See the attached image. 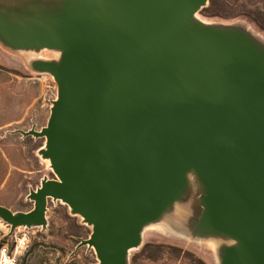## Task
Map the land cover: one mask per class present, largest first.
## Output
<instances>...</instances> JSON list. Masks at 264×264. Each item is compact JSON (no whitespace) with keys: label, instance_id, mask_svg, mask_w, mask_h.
<instances>
[{"label":"water","instance_id":"1","mask_svg":"<svg viewBox=\"0 0 264 264\" xmlns=\"http://www.w3.org/2000/svg\"><path fill=\"white\" fill-rule=\"evenodd\" d=\"M0 7V42L59 50L31 67L56 95L38 148L54 177L32 206L0 204L9 232L46 224L48 198L90 225L75 248L127 264L142 227L202 186L193 234H222L219 264H264V45L246 29L207 24V0H27Z\"/></svg>","mask_w":264,"mask_h":264},{"label":"rangeland","instance_id":"2","mask_svg":"<svg viewBox=\"0 0 264 264\" xmlns=\"http://www.w3.org/2000/svg\"><path fill=\"white\" fill-rule=\"evenodd\" d=\"M238 1L233 5L215 0V14L206 15L198 9L194 16L207 24L243 27L264 45V30L244 12L249 5ZM28 2L0 0V7H20ZM258 15L264 21V12ZM58 56L57 49L11 48L0 42V204L13 212L28 210L32 206L28 190L35 188L43 176L54 177L48 159L38 152L43 137L13 130L39 129L45 124L56 83L48 72L33 69L31 62L56 60ZM201 191L200 182L189 171L184 194L142 227L139 244L127 252V264H195V260L219 264V248L233 240L222 234H193ZM45 219L44 227L17 225L10 232L8 224L0 219V242L10 245L14 237L23 233L27 237L16 264H96L92 248H75L79 238L90 232V225L78 214L71 213L64 202L48 198Z\"/></svg>","mask_w":264,"mask_h":264},{"label":"trees","instance_id":"3","mask_svg":"<svg viewBox=\"0 0 264 264\" xmlns=\"http://www.w3.org/2000/svg\"><path fill=\"white\" fill-rule=\"evenodd\" d=\"M244 1L246 4L249 5V7L244 10V12L249 16L250 20L255 24L257 28L264 30V23H263L264 21L259 19L258 17L259 16L258 13L264 12V0H244ZM223 2L237 5L239 1L222 0L221 3L223 4ZM214 3L215 0H207V2L199 8V11L206 15L215 14V11H213ZM195 264H205V263L201 260H195Z\"/></svg>","mask_w":264,"mask_h":264},{"label":"built area","instance_id":"4","mask_svg":"<svg viewBox=\"0 0 264 264\" xmlns=\"http://www.w3.org/2000/svg\"><path fill=\"white\" fill-rule=\"evenodd\" d=\"M25 233L13 238V243L0 242V264H16V256L26 243Z\"/></svg>","mask_w":264,"mask_h":264}]
</instances>
